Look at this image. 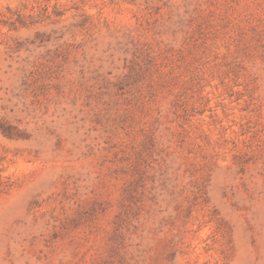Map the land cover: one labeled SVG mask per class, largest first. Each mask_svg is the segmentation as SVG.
<instances>
[{
	"label": "rangeland",
	"instance_id": "374dc122",
	"mask_svg": "<svg viewBox=\"0 0 264 264\" xmlns=\"http://www.w3.org/2000/svg\"><path fill=\"white\" fill-rule=\"evenodd\" d=\"M0 264H264V0H0Z\"/></svg>",
	"mask_w": 264,
	"mask_h": 264
}]
</instances>
